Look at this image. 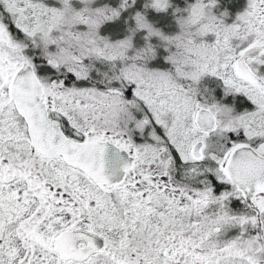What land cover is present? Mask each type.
Masks as SVG:
<instances>
[{"label": "snow or ice", "instance_id": "snow-or-ice-1", "mask_svg": "<svg viewBox=\"0 0 264 264\" xmlns=\"http://www.w3.org/2000/svg\"><path fill=\"white\" fill-rule=\"evenodd\" d=\"M0 264H264V0H0Z\"/></svg>", "mask_w": 264, "mask_h": 264}]
</instances>
